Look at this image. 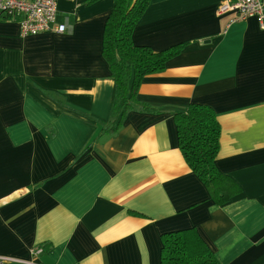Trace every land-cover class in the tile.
<instances>
[{
	"label": "crops",
	"instance_id": "1",
	"mask_svg": "<svg viewBox=\"0 0 264 264\" xmlns=\"http://www.w3.org/2000/svg\"><path fill=\"white\" fill-rule=\"evenodd\" d=\"M222 1L151 0L133 42L183 48L139 84L153 110L131 109L99 141L115 0H58L64 32L25 36L0 17L3 264H161L163 234L189 228L220 264H264V28L256 16L219 14ZM191 103L214 108L220 124L216 165L240 188L225 203L178 146L175 114Z\"/></svg>",
	"mask_w": 264,
	"mask_h": 264
},
{
	"label": "trees",
	"instance_id": "2",
	"mask_svg": "<svg viewBox=\"0 0 264 264\" xmlns=\"http://www.w3.org/2000/svg\"><path fill=\"white\" fill-rule=\"evenodd\" d=\"M151 0H115L104 29L103 55L114 79L110 119L98 121L100 131L95 141L117 133L128 111L153 109L138 99L145 76L164 70L166 63L178 55L183 44L155 51L133 42L138 21ZM93 120L92 117H89ZM214 108L191 103L185 111L175 114L181 151L194 171L207 185L211 197L225 203L239 191L233 178L218 170L221 127ZM209 245L195 228L163 234L161 264H220Z\"/></svg>",
	"mask_w": 264,
	"mask_h": 264
},
{
	"label": "built area",
	"instance_id": "3",
	"mask_svg": "<svg viewBox=\"0 0 264 264\" xmlns=\"http://www.w3.org/2000/svg\"><path fill=\"white\" fill-rule=\"evenodd\" d=\"M219 14L236 12V21L256 16L264 28V0H223L218 8ZM58 0H0V17L17 20L23 35H36L49 30L64 32L67 26L57 24ZM43 252V247L32 249L34 257ZM10 258L0 256V264ZM25 264H41L34 259L24 261Z\"/></svg>",
	"mask_w": 264,
	"mask_h": 264
}]
</instances>
